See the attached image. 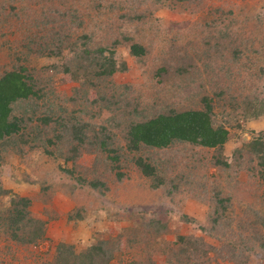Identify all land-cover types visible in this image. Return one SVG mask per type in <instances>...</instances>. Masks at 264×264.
<instances>
[{
    "label": "trees",
    "instance_id": "1",
    "mask_svg": "<svg viewBox=\"0 0 264 264\" xmlns=\"http://www.w3.org/2000/svg\"><path fill=\"white\" fill-rule=\"evenodd\" d=\"M14 1L19 4L10 2L8 5L4 1L0 6V167L6 163L9 153L24 159L25 151L33 148L41 150L48 162L75 163L79 151L90 152V146L98 143L92 164L79 168V178L73 171L75 164L72 168L59 169V173L77 181L75 186H69L65 180L51 184L46 177L28 178L45 193L48 199L45 203L51 204L54 191L61 190L75 202L76 207L67 213V222L73 223L74 227L92 209L89 202L88 205L82 203V196L95 193L105 197L117 193L134 177L148 182L149 190L173 196L180 182L190 177L179 170V164L186 161L181 158L189 157L187 152L181 153L188 146L207 150L209 168H213L218 179H224L227 186L222 181L223 185H218L226 187V191L213 185L192 195L207 207L199 235L181 234L176 227L180 225L178 221L173 225L156 213L141 212L132 214L137 219L130 229L110 238L101 232L93 233L78 252L72 244L61 242L50 259L48 253L42 256L31 253L33 264H112L113 259L123 253L134 255L130 264H155V258L159 256L164 258L165 264H249L252 254L258 251L264 254V190L256 195L250 186L240 188L233 178L236 172L232 170L248 167L264 179V132L240 144L230 155L225 151V145L241 130L242 122L264 117V97L253 95L242 102L241 107L232 95L228 103L229 90H221L219 86L211 94L204 93L203 82L199 85L203 91L196 94L193 108L178 107L174 100V93L195 82V78L187 79L186 72L194 73L193 70L198 68L206 75V81L230 87L235 85V80L228 81L226 73L220 76L215 71L225 63L233 65L232 68L235 64L240 71L251 66L261 73L263 68L256 57L260 49H264V36L259 37L258 33L255 38L250 37L252 43L248 41L254 61L248 57L249 63H239L247 40L246 45L241 44L238 32L246 19L220 7L213 9L212 20L204 25L206 29L195 30L198 25L194 23L185 46L178 42L180 34L175 31L168 40V31L164 30L160 40L153 41L154 37L152 43H148L146 37H139L137 32H122L112 46L123 43L128 49L127 54L133 58L149 57L151 51L155 53L151 57L156 67L150 76L151 80L157 81L154 82L157 87L153 86V90L144 93L140 99L141 94L133 91L130 85L114 82V76L127 69L124 61L116 57L115 47L99 46L89 34L77 35L73 31L84 27L78 22L77 10L86 0ZM180 3L191 5L198 0H177V6ZM129 5L128 11H121L120 19L143 23L146 14L136 13L137 5L133 0ZM30 8L32 10L28 11ZM91 12L102 17L100 5L91 8ZM221 22L225 25L224 34L217 30ZM134 28L139 29L137 25ZM161 40L164 45L158 49L156 46ZM224 49L234 57L225 58ZM176 56L188 62L185 61L182 68H179V62L171 68L170 64L177 61ZM53 58L59 59L57 63L51 62ZM51 73L61 74L63 84H78L75 95L69 99L73 107L70 113L60 106L51 114L50 106L39 104L48 94ZM170 81L176 82L173 88L168 86ZM130 92L133 97L129 96ZM54 99L60 102L58 96ZM19 102L24 104L21 116L14 108ZM96 106H102L112 114L113 125L119 130L118 137L111 138L105 127L94 131L87 124L84 117L94 116ZM227 106L232 109L231 114ZM215 109L226 116L223 117L225 122L214 120ZM88 138L91 140L87 141ZM94 140L97 142L92 145ZM153 152L164 155L163 168L160 158L152 156ZM165 160L171 161L167 164ZM83 191H86L85 196ZM3 196L9 198L8 203L2 200ZM241 201H246L240 208L241 215L229 217ZM30 203L28 198L12 196L0 185V241L21 245L27 250L44 241L47 223L32 216L28 209ZM180 220L195 221L186 217ZM206 236L219 245L209 243Z\"/></svg>",
    "mask_w": 264,
    "mask_h": 264
},
{
    "label": "rangeland",
    "instance_id": "2",
    "mask_svg": "<svg viewBox=\"0 0 264 264\" xmlns=\"http://www.w3.org/2000/svg\"><path fill=\"white\" fill-rule=\"evenodd\" d=\"M5 1L9 5L13 2V5H18V1L14 0H0V6ZM136 3V13L143 12L146 14L145 21L142 23H133L131 21H126L120 19L121 11H128V5L130 0H86L84 6L78 7V22L84 27L73 30L77 32V35L89 34L95 40L99 46H105L106 48L115 47L116 57L124 61L127 69L123 72L117 73L114 76V82L120 85H130L133 91L141 94L139 97L142 99L145 95L144 93H149L153 90V86H156L154 82L155 79L151 80V73L156 67V64H152V57L155 56L154 51H151V56L133 58L128 55V49L121 45H114V40L120 39V34L127 31L129 33L137 32L139 37H146L145 40L148 43L160 40L164 30L168 31V40L172 38L171 33L177 32L179 35L178 42L185 46L188 44L189 40V30L194 28V23L198 26L195 30H203L205 28V23L211 21V14L214 12L215 8H222L224 11L232 10L234 14L243 15L246 19L244 24L237 26L239 28L238 34L241 38V44H245L247 40V46L244 55L240 58L239 63H249L248 57L254 56L250 53L249 49L251 47L250 37L255 38L258 36H264V0H198V3H192L187 5L185 3H180L177 6V0H133ZM89 5V6H88ZM96 5H100V14L102 17L93 14L91 8ZM88 6V7H87ZM92 6V7H91ZM131 6V5H129ZM32 10L30 9H27ZM179 10V11H178ZM25 13V10H24ZM23 13V15H24ZM138 26L139 29L135 30L134 26ZM217 30L221 31L220 34H224L222 29H225L224 23L217 25ZM214 28V27H213ZM226 30V29H225ZM146 31V32H145ZM217 32H215L216 34ZM164 37V36H163ZM250 43H249V42ZM164 42L161 40L159 46L156 47L160 49ZM246 45V44H245ZM225 47L228 45L225 44ZM156 48V49H157ZM226 52L225 58L234 57L231 55L230 51L224 49ZM263 54V56H262ZM172 55V54H171ZM177 57V56H176ZM250 59L254 61L253 57ZM256 58L260 60V67L263 68L262 72L259 73L256 68L244 69L242 71L236 68V65L229 66L227 63L223 64L221 69L215 70L220 76L226 73V78L230 80H235V85L233 86H222L221 83L206 81V75L202 73L198 67L200 63L197 61L198 70H193L194 73L186 72L187 79L195 78V82L187 86L183 91L174 93L176 95L175 102L178 107H183L186 109L193 108L196 103V94L201 93L203 90L199 89V85L204 82L206 88L204 93L211 94L218 86L222 90H229L230 94L227 92L226 101L230 95H232L234 102L236 101L242 107V105L247 101L248 98L258 96L260 98L264 97V49H260V53ZM169 59V58H168ZM59 59L53 58L51 62L57 63ZM170 58V62H171ZM188 62V60H185ZM185 61L182 58L177 57V61L170 64L171 68H175L179 62V68L185 65ZM237 62V63H238ZM163 64V63H162ZM169 62L167 63V65ZM251 69V70H250ZM228 72V74H227ZM205 78V81H203ZM61 74L51 73L50 86L48 87V94L44 100L39 104L41 107L45 105L50 106L48 109L51 114L55 112L60 106H64L67 113H70L73 109L70 102V98L75 95L78 84L76 83H61ZM210 83V84H209ZM230 83V82H229ZM209 84V85H208ZM176 82L170 81L169 87L173 88ZM157 87V86H156ZM150 90V91H149ZM168 93L170 90L166 89ZM172 93V92H171ZM133 93H129L130 97H133ZM54 96L60 98V102L54 99ZM77 103V102H76ZM145 103V102H144ZM226 103L225 105H228ZM23 103H17L14 108L15 112L21 116L23 113L22 106ZM228 107V106H227ZM228 113L231 114V108L228 107ZM26 111V110H24ZM231 111V112H230ZM94 116H85L84 119L87 120V124L94 128V131H99L100 127H105L108 132H110L111 138L118 137L119 130L113 125L111 118L112 114L105 110L102 106H96L93 108ZM214 120L217 122H225L226 116H224L220 110H214ZM59 115V114H58ZM38 116V115H37ZM224 117V118H223ZM35 125V122L32 124ZM264 132V117L249 120L247 122L241 123V130L232 138L226 145L225 151L230 155L234 150H236L240 144L250 141L255 135ZM97 136H101L99 133H95ZM91 139L88 138L87 141ZM97 141H93L94 145ZM75 142H73L74 146ZM96 146H90V152L86 149L79 151V157L76 159L75 163L64 162L63 160H58L55 163L48 162L46 160V155H43L42 151L38 148L28 151L25 158L22 159L16 153H9L6 155V163L0 167V185L3 189L10 191L11 195H17L19 197L28 198L30 200L29 211L35 218H41L47 223L45 231V239L40 242L36 247L27 248L21 245H15L12 243H4L0 241V264H33V259H31V253L33 255L42 256L48 253V259L53 257L54 250L57 244L61 242H66L72 244L75 250L78 252L82 247H84L89 241L93 233L101 232L104 233L106 237L116 235L117 233L124 232V229H130L133 227V223L136 222L137 218H133L132 214H137L141 212L156 213L163 220L171 221L172 224L180 225L179 227L181 234L198 233L199 227L204 220L207 207L194 199L192 195L198 193L200 194L202 189H209L213 185H223L226 186V182L218 179L215 175V170L209 168V155H207V150L201 147H185L184 151L187 152L189 157L181 158L186 159L185 163L179 164V170H182L184 174H190V177L183 180L179 184L178 191L171 196L166 195L162 192H155L154 189L148 188V182L143 179L134 177L130 182H127L124 189H120L117 193L112 192L111 195L101 197L95 193L91 194L89 197H81L82 203L89 204L92 209L86 214V218L78 222L76 227L74 224L67 222V213L72 211L76 207L75 202L69 199L67 195L61 190L60 192L54 191L52 194V203H45L48 199L45 197V193L41 191L40 186L35 182H29L28 178L31 177L32 180L37 178L42 179L46 177L48 183L57 184L62 180H65L69 186H75L76 182L74 179H69L67 176L59 173V169L68 167L72 168L75 172L76 177H80L79 168L84 165L92 164L94 153H96ZM86 148V147H83ZM157 156L160 158L161 166L163 168L164 155L159 153H152V156ZM171 161V160H169ZM168 160L165 163L169 164ZM38 162V166H37ZM35 166V167H34ZM207 168V170H202ZM236 173L233 175L237 185L240 188L244 186L252 189L256 195H260L264 190V179L260 178L259 174L255 170H250L246 167H234L232 169ZM163 171H168L164 169ZM171 171V170H169ZM168 173V172H167ZM185 177V175H184ZM208 182V184H206ZM252 186H251V185ZM224 186H217L224 188ZM227 187V186H226ZM226 187L223 189L226 191ZM245 187V188H246ZM231 189V188H230ZM86 195V191L82 192ZM195 196V195H194ZM2 200L6 203L9 202V198L6 196L2 197ZM238 200V199H235ZM239 201V200H238ZM89 202V203H88ZM240 205L234 208L232 213L228 216L235 218L241 215L240 208L246 205V201H241ZM132 217V218H131ZM186 217L190 220H195L192 222H183L180 219ZM175 220V221H173ZM172 236H170L171 238ZM209 243L217 246L219 243L215 240L210 239L206 236L205 238ZM9 247V249H7ZM10 250V251H9ZM212 254H210V257ZM134 258L133 254L123 253L117 255L112 264H130ZM155 264H165L164 258L162 256L155 258ZM212 264H216L212 262ZM229 264V263H222ZM231 264V263H230ZM249 264H264V254L259 251L257 254H252L250 257Z\"/></svg>",
    "mask_w": 264,
    "mask_h": 264
}]
</instances>
